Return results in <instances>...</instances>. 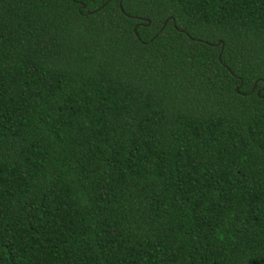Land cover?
Returning <instances> with one entry per match:
<instances>
[{
  "label": "trees",
  "instance_id": "obj_1",
  "mask_svg": "<svg viewBox=\"0 0 264 264\" xmlns=\"http://www.w3.org/2000/svg\"><path fill=\"white\" fill-rule=\"evenodd\" d=\"M0 264H264V0H0Z\"/></svg>",
  "mask_w": 264,
  "mask_h": 264
},
{
  "label": "water",
  "instance_id": "obj_2",
  "mask_svg": "<svg viewBox=\"0 0 264 264\" xmlns=\"http://www.w3.org/2000/svg\"><path fill=\"white\" fill-rule=\"evenodd\" d=\"M82 6L85 7L84 3H82ZM120 6H121V4H120ZM145 20H148V19L145 18ZM166 21H167V20L164 21V24L166 23ZM148 23H149V20H148ZM259 91H260V90H259ZM259 91H258V92H259Z\"/></svg>",
  "mask_w": 264,
  "mask_h": 264
},
{
  "label": "rangeland",
  "instance_id": "obj_3",
  "mask_svg": "<svg viewBox=\"0 0 264 264\" xmlns=\"http://www.w3.org/2000/svg\"><path fill=\"white\" fill-rule=\"evenodd\" d=\"M259 90H261V89H259Z\"/></svg>",
  "mask_w": 264,
  "mask_h": 264
}]
</instances>
